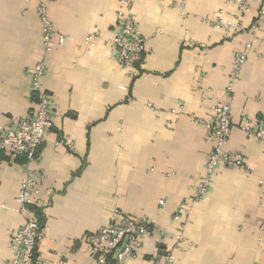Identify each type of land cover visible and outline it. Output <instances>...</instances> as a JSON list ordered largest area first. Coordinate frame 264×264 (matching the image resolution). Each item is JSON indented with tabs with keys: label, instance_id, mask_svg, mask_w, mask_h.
Here are the masks:
<instances>
[{
	"label": "crops",
	"instance_id": "obj_1",
	"mask_svg": "<svg viewBox=\"0 0 264 264\" xmlns=\"http://www.w3.org/2000/svg\"><path fill=\"white\" fill-rule=\"evenodd\" d=\"M234 1L129 0L146 40L131 80L107 44L119 31L118 0H49L55 32L67 38L63 47L53 39L49 53L35 4L0 0V126L33 114L26 71L39 61L54 103L40 161L25 165L0 153V264L23 224L15 199L27 170L43 177L35 196L44 217L38 264H96L85 241L111 224L115 210L165 233L149 234L126 264H153L166 247L173 264H264V143L239 129L264 119V21L249 31L264 0L252 1L244 31L231 34L212 22L234 19ZM236 52L247 60L227 96ZM221 103L233 125L225 149L245 164L219 167L187 221L176 222L212 149L203 123Z\"/></svg>",
	"mask_w": 264,
	"mask_h": 264
},
{
	"label": "built area",
	"instance_id": "obj_2",
	"mask_svg": "<svg viewBox=\"0 0 264 264\" xmlns=\"http://www.w3.org/2000/svg\"><path fill=\"white\" fill-rule=\"evenodd\" d=\"M35 4V12L41 24V41L45 53L52 50L53 39L58 47H63L67 38L55 32L48 15L49 0H28ZM187 0H180L185 3ZM253 0H235L236 14L231 21L217 19L212 24L227 33L237 34L244 31L241 20L248 12ZM117 12L118 34L108 40L107 44L113 49L116 62L129 69L131 80L139 76V65L145 51L146 40L141 37L131 12L129 0H118ZM264 21V4L258 16L252 23L249 31L254 34ZM94 37H87L84 44L93 45ZM247 60L246 52H236L233 58V67L229 74L226 95L230 96L233 86L238 80L240 71ZM30 78L31 92L35 98L36 107L33 114L24 119L13 120L0 126V153L10 152L22 156L25 165L40 161L39 150L45 143L46 133L52 127L51 110L53 101L44 90L41 80L45 73L44 61H39L26 71ZM125 89V88H122ZM212 117L204 122L207 129V139L212 145L208 154L204 173L197 179L190 199L179 203L173 215L174 221H187L189 206L201 201L208 192L212 177L219 167L227 169H241L245 161L242 154L230 152L225 149L232 131V115L228 104H217L211 107ZM248 138L264 143V119L256 126L246 121L240 125ZM43 177L39 173L27 170L20 181L18 196L15 199L23 216L22 227L12 236L9 244L10 259L7 264H38L36 250L42 236L38 219L31 209L35 207V196ZM159 232L155 226L150 227L138 223L115 210L112 214L111 224L101 228L93 236L88 237L85 245L96 264H126L135 258L143 247L144 239L151 233ZM178 239V238H177ZM180 239V237H179ZM173 249L167 248L157 255L153 264H173Z\"/></svg>",
	"mask_w": 264,
	"mask_h": 264
},
{
	"label": "trees",
	"instance_id": "obj_3",
	"mask_svg": "<svg viewBox=\"0 0 264 264\" xmlns=\"http://www.w3.org/2000/svg\"><path fill=\"white\" fill-rule=\"evenodd\" d=\"M32 100L35 101V98H34L33 95H32ZM31 209L34 211V213H35V215H36V217L38 219V222H39V225H40V230H42L43 226H44V217H43V214H42L41 210L36 208V207H32Z\"/></svg>",
	"mask_w": 264,
	"mask_h": 264
}]
</instances>
